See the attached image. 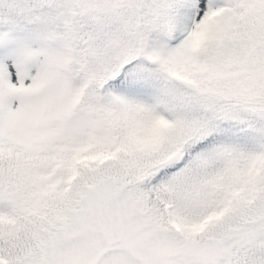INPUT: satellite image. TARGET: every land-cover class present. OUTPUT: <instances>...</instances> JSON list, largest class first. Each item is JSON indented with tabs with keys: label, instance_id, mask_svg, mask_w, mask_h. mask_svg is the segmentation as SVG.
Instances as JSON below:
<instances>
[{
	"label": "snow or ice",
	"instance_id": "obj_1",
	"mask_svg": "<svg viewBox=\"0 0 264 264\" xmlns=\"http://www.w3.org/2000/svg\"><path fill=\"white\" fill-rule=\"evenodd\" d=\"M0 264H264V0H0Z\"/></svg>",
	"mask_w": 264,
	"mask_h": 264
}]
</instances>
